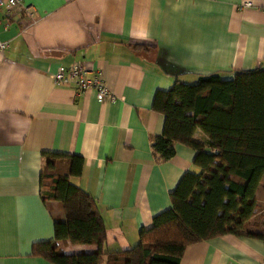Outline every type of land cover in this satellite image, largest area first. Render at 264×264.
Returning a JSON list of instances; mask_svg holds the SVG:
<instances>
[{
	"label": "crops",
	"instance_id": "obj_1",
	"mask_svg": "<svg viewBox=\"0 0 264 264\" xmlns=\"http://www.w3.org/2000/svg\"><path fill=\"white\" fill-rule=\"evenodd\" d=\"M242 1L256 8L238 10ZM34 11H0V264H50L32 245L54 238L57 202H42L43 153L79 156L70 181L95 201L106 228L104 249L138 242L155 215L171 208L169 194L192 165L195 151L175 146L156 162L151 142L164 116L152 109L157 91L219 74L264 69V0H23ZM133 47H137L134 49ZM82 63L100 71L113 98L56 86L57 67ZM201 139L196 132L194 139ZM56 169L66 174V160ZM247 232L261 230L264 175ZM68 255L94 245L58 242ZM179 264H264V245L224 235L187 246Z\"/></svg>",
	"mask_w": 264,
	"mask_h": 264
},
{
	"label": "trees",
	"instance_id": "obj_2",
	"mask_svg": "<svg viewBox=\"0 0 264 264\" xmlns=\"http://www.w3.org/2000/svg\"><path fill=\"white\" fill-rule=\"evenodd\" d=\"M152 109L164 116L162 133L150 145L156 162L169 160L177 144L195 151L196 172H185L169 194L171 208L140 230L134 246L108 252L95 201L70 181L80 176L82 158L43 153L40 198L57 202L63 219L54 221L52 240L32 245V256L50 264H179L187 246L224 235L264 245V219L260 231H246L264 175V69L238 71L231 79L210 74L192 83L176 80L155 93ZM196 132L201 139H194ZM58 160H66V174L56 169ZM58 242L96 250L68 255Z\"/></svg>",
	"mask_w": 264,
	"mask_h": 264
},
{
	"label": "built area",
	"instance_id": "obj_3",
	"mask_svg": "<svg viewBox=\"0 0 264 264\" xmlns=\"http://www.w3.org/2000/svg\"><path fill=\"white\" fill-rule=\"evenodd\" d=\"M17 7L22 9L23 14L27 18V24H30L34 19V11L30 5H24L23 0H0V11L3 10L6 14ZM236 8L238 10H246L256 7L250 1H242ZM260 8L264 10V3ZM6 47L7 43L0 41V51ZM52 83L56 86L72 85L80 93L92 91L98 103H103L107 99L113 98L103 81L101 72L90 71L80 62L69 67H57L52 74Z\"/></svg>",
	"mask_w": 264,
	"mask_h": 264
},
{
	"label": "rangeland",
	"instance_id": "obj_4",
	"mask_svg": "<svg viewBox=\"0 0 264 264\" xmlns=\"http://www.w3.org/2000/svg\"><path fill=\"white\" fill-rule=\"evenodd\" d=\"M199 133V132H198ZM200 134V133H199ZM201 135V134H200ZM196 139V138H195Z\"/></svg>",
	"mask_w": 264,
	"mask_h": 264
}]
</instances>
